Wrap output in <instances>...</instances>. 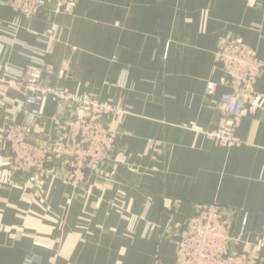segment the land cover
<instances>
[{"label":"crops","instance_id":"1","mask_svg":"<svg viewBox=\"0 0 264 264\" xmlns=\"http://www.w3.org/2000/svg\"><path fill=\"white\" fill-rule=\"evenodd\" d=\"M9 2L0 0V28L17 22L18 30L16 42L0 45V132L25 115L9 101L24 92L6 64L45 62L60 87L125 113L109 158L84 187L51 167L40 176L12 173L0 133V264H172L174 242L159 232L180 226L200 202L230 213L233 236L246 218L236 248L258 251L264 264V247L256 248L264 229V104L236 118L219 108L229 86L206 93L207 82L222 77L221 43L237 40L264 59V0H79L72 13L44 10L30 19ZM253 91L264 98V72ZM72 116L48 102L36 134L56 133ZM231 125L238 146L204 136Z\"/></svg>","mask_w":264,"mask_h":264},{"label":"built area","instance_id":"2","mask_svg":"<svg viewBox=\"0 0 264 264\" xmlns=\"http://www.w3.org/2000/svg\"><path fill=\"white\" fill-rule=\"evenodd\" d=\"M79 0H10L9 5L18 18L30 19L38 12L62 11L72 13ZM17 22L0 28V45L17 41ZM216 62L222 72L218 81L209 80L206 93L213 94L219 83L231 88L219 98L224 115L236 118L254 113L264 104V98L254 93V85L264 72V59L255 50L237 40L221 43L215 51ZM5 72L23 92V99H10L18 109L24 110L21 122L11 119L1 128V138L8 145L10 170L14 174L40 176L51 167L54 174L73 187H84L87 176L98 171L107 161L118 135V126L125 111L96 96L68 91L55 82L54 68L45 62L25 68L4 65ZM127 74L122 71L117 85L124 87ZM52 102L61 112L73 115L63 120L56 133L36 134V124L43 116L45 106ZM210 142L231 147L241 144L235 125L203 131ZM116 160L125 162L118 154ZM90 191V186L86 192ZM137 216L129 217L127 230L132 232ZM247 219L241 222L239 235L231 233L230 213L216 202H200L194 214L188 216L173 231L162 229L159 239L174 242L172 264H261L260 254L240 252L236 248L238 237L245 231ZM264 247V229L256 248ZM154 264H160L156 258Z\"/></svg>","mask_w":264,"mask_h":264}]
</instances>
